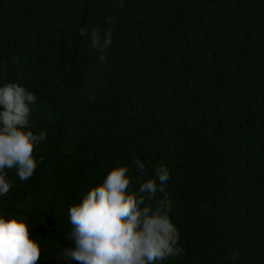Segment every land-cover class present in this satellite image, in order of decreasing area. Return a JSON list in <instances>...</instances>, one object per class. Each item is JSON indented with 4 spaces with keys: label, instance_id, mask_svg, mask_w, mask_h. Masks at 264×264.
I'll use <instances>...</instances> for the list:
<instances>
[{
    "label": "trees",
    "instance_id": "1",
    "mask_svg": "<svg viewBox=\"0 0 264 264\" xmlns=\"http://www.w3.org/2000/svg\"><path fill=\"white\" fill-rule=\"evenodd\" d=\"M93 29L112 31L103 52ZM8 82L35 93L47 134L34 175L9 170L0 197L43 241L37 264H69V208L118 165L138 187L137 159L171 177L183 251L162 264H264V0H0Z\"/></svg>",
    "mask_w": 264,
    "mask_h": 264
},
{
    "label": "clouds",
    "instance_id": "2",
    "mask_svg": "<svg viewBox=\"0 0 264 264\" xmlns=\"http://www.w3.org/2000/svg\"><path fill=\"white\" fill-rule=\"evenodd\" d=\"M86 36L87 29L80 28ZM111 29H93L91 45L101 52L112 43ZM101 63L104 55L99 56ZM36 95L26 86L8 82L0 86V197L11 189L9 170L15 168L21 181H28L40 161L33 156L46 132L36 133L31 126V106ZM136 171L143 180L131 186L127 165L113 167L101 183L91 187L68 210L69 247L60 248L58 261L77 264H162L179 256V229L170 219L171 202L165 185L170 180L167 165L161 164L150 177L145 164L137 159ZM158 193L163 199L153 201ZM29 217L0 212V264H37L44 247L39 236H29ZM238 253H232L236 259Z\"/></svg>",
    "mask_w": 264,
    "mask_h": 264
}]
</instances>
